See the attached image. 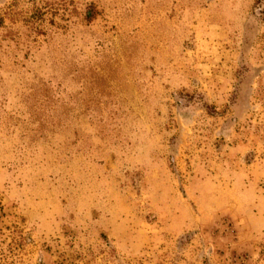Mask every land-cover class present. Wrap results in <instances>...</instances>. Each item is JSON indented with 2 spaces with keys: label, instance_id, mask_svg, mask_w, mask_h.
<instances>
[{
  "label": "rangeland",
  "instance_id": "rangeland-1",
  "mask_svg": "<svg viewBox=\"0 0 264 264\" xmlns=\"http://www.w3.org/2000/svg\"><path fill=\"white\" fill-rule=\"evenodd\" d=\"M0 264H264V0H0Z\"/></svg>",
  "mask_w": 264,
  "mask_h": 264
}]
</instances>
